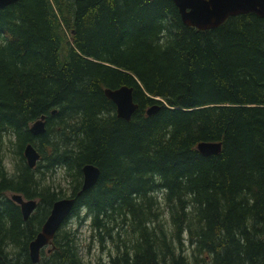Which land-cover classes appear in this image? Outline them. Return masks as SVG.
Masks as SVG:
<instances>
[{"label": "trees", "instance_id": "obj_1", "mask_svg": "<svg viewBox=\"0 0 264 264\" xmlns=\"http://www.w3.org/2000/svg\"><path fill=\"white\" fill-rule=\"evenodd\" d=\"M122 85L135 87L140 105L129 121L104 92ZM42 115L47 130L34 135ZM202 140L222 141V152L203 155ZM28 143L42 154L36 168ZM88 163L101 174L82 191ZM57 168L94 236L116 245L113 264H264V18L246 13L201 30L183 23L173 0L0 8V264H82L69 230L38 263L30 258L67 196L45 175ZM8 191L41 199L42 211L25 221Z\"/></svg>", "mask_w": 264, "mask_h": 264}, {"label": "water", "instance_id": "obj_2", "mask_svg": "<svg viewBox=\"0 0 264 264\" xmlns=\"http://www.w3.org/2000/svg\"><path fill=\"white\" fill-rule=\"evenodd\" d=\"M19 0H0V8H5ZM179 8L184 24L201 30L214 29L225 23L230 17L256 13L264 18V0H173ZM135 87L122 85L117 88L106 87L104 92L116 105L118 117L127 121L139 108V103L134 98ZM161 109V104L156 102L146 109L148 115H153ZM56 110L53 111L55 113ZM47 116L42 115L30 127L34 135L44 134L47 130ZM197 149L205 156L218 155L223 150L222 141L202 140ZM24 155L31 168L37 166L42 154L33 143H28L24 148ZM101 174L100 168L92 163L83 167L82 191L93 187ZM12 199L21 206L23 217L27 220L35 208L37 200H25L21 193H14ZM76 203L74 197H64L56 200L51 212L35 239L30 242L29 254L34 263L41 260L42 249L52 240L64 220L71 214Z\"/></svg>", "mask_w": 264, "mask_h": 264}, {"label": "rangeland", "instance_id": "obj_3", "mask_svg": "<svg viewBox=\"0 0 264 264\" xmlns=\"http://www.w3.org/2000/svg\"><path fill=\"white\" fill-rule=\"evenodd\" d=\"M10 136L13 137L11 133L7 131L5 133L3 153L5 154L4 161L7 168L10 172H13V155L14 149H16V147L9 143ZM53 139H55V135L53 136ZM45 175L51 176L49 181L54 182V185L56 187L55 189L62 190L66 195H70L72 189V180L71 177H67L66 171L63 168H57L52 171L46 172ZM49 181H47V183H50ZM13 193L14 192L8 191L6 194L11 198ZM160 195L162 196L163 193L160 192ZM35 199H37V201L41 203V199L37 197ZM42 205L43 202L39 205V207ZM39 207L34 213V216L38 215L42 211V209ZM88 214L90 213L87 208H81L78 214L69 218L67 223L63 226L62 230L63 232L64 230H69L74 237L79 256L82 260V264H113L112 257H115L117 255L116 245L112 240L109 239L102 243L99 237L94 236V231L92 228V217H90ZM57 238H61V236ZM46 252L47 249L45 253Z\"/></svg>", "mask_w": 264, "mask_h": 264}, {"label": "flooded vegetation", "instance_id": "obj_4", "mask_svg": "<svg viewBox=\"0 0 264 264\" xmlns=\"http://www.w3.org/2000/svg\"><path fill=\"white\" fill-rule=\"evenodd\" d=\"M21 194H22V193H21ZM22 195H23V194H22ZM23 197L25 198V200H29V198H26L24 195H23ZM66 197H71V195H67ZM62 198H64V197H62ZM74 198H75V197H74ZM35 200H37V199H35ZM18 205H19V204H18ZM39 205H40V203H39V201H37V207L35 208V210H34L33 213L31 214V216H30L27 220L23 217L25 221H28L30 218L34 217V213L37 211ZM19 206H20V205H19ZM20 208H21V206H20ZM51 209H52V208H51ZM21 212H22V210H21ZM50 212H51V210H50ZM50 212H49V214H50ZM78 213H79V210H78V212H77V209H76V208H73L71 214H70V215L68 216V218H67L66 220H64L63 223L61 224L59 230L57 231V233L55 234V236H54V238H53V240H52V243L48 244L47 246H45V248H43L44 251H46V249H47V252H51V250H52L53 248H55V245H54V244H55V239L59 236V234H60L59 232L62 230L63 226L67 223V221L69 220V218L72 217V216H74V215H76V214H78ZM49 214H48L47 217L45 218L43 224L45 223V221H46V219L48 218ZM22 215H23V214H22ZM43 224L41 225V228H40L39 232L41 231ZM39 232H38V233H39ZM38 233H37V235H38ZM37 235H36V236H37ZM35 238H36V237H35ZM35 238H34V239H35ZM43 250H42V252H43ZM42 252H41V254H42Z\"/></svg>", "mask_w": 264, "mask_h": 264}]
</instances>
